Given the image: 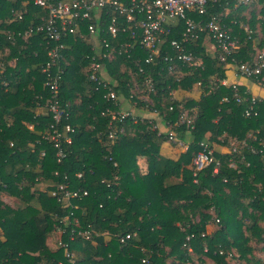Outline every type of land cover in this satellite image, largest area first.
I'll list each match as a JSON object with an SVG mask.
<instances>
[{
  "label": "trees",
  "instance_id": "1",
  "mask_svg": "<svg viewBox=\"0 0 264 264\" xmlns=\"http://www.w3.org/2000/svg\"><path fill=\"white\" fill-rule=\"evenodd\" d=\"M234 3L218 0L209 4L204 16L188 15L204 20L216 16L238 39L237 64L251 61L257 50L264 51V0L240 5L250 8L245 15L231 8ZM0 5L4 68L0 83L7 82L0 86V264H144L142 259L146 264H204L208 258L213 264H264V99L253 104L256 115L245 116L253 95L241 85L222 83L231 58L222 61L216 49L208 52L200 35L185 46L200 64L177 61L167 71L161 58L174 53L168 42L180 38V20L165 36L155 63L145 64V51L140 48L129 56L105 59L102 78L108 82L104 86L89 79L90 45L69 36L61 51L64 73L58 98L61 123H69L72 131L63 134L70 142L61 140L66 155L57 162L53 141L42 137L53 122L45 107L50 90L40 69L45 60L44 34H14L13 43L7 34L38 22V15L46 13L29 2L27 14L14 20L10 9L21 5L4 0ZM227 7L230 11L225 14ZM148 76L153 89L144 84ZM194 85L201 87L198 99L171 100L172 90H190ZM109 88L133 109L152 115L112 121V127L123 129L113 142L108 137L110 117L102 114L114 106L105 97ZM142 95L151 103L143 101ZM180 105L193 110L192 127L179 123ZM157 120L163 131L154 127ZM169 131L188 140L187 149L176 159L160 153ZM227 137L235 142L227 152L214 153L217 171L211 163L194 172L192 159L199 142L227 144ZM109 155L118 161L117 172ZM77 172H82L81 178ZM115 173L118 183L106 186L102 179ZM64 174L71 187L88 190L86 196L72 200L75 208L63 206L49 194ZM1 194L17 204L4 203ZM70 211L71 218L77 217L79 225L90 230V239H70L72 226L63 220ZM209 224L218 227L209 231ZM52 232L65 246L50 247L47 238ZM128 233L131 236L121 242L119 236Z\"/></svg>",
  "mask_w": 264,
  "mask_h": 264
},
{
  "label": "built area",
  "instance_id": "2",
  "mask_svg": "<svg viewBox=\"0 0 264 264\" xmlns=\"http://www.w3.org/2000/svg\"><path fill=\"white\" fill-rule=\"evenodd\" d=\"M8 2L19 3L20 9L11 8L12 18L21 20L27 14L28 3L44 10L46 16L38 15V22L29 23L23 30H8L7 34L12 43L13 35L28 37L32 32L44 34V56L45 60L40 64L41 71L45 74V85L50 90L49 98L46 101V110L51 115L53 122L50 129L42 134V137L53 141L56 151V160L61 162L66 152L61 147V140L70 142L69 136H63L64 133L72 131L69 123H61L63 111L58 98V89L64 68L61 66L63 59L62 50L67 46L65 40L69 36L77 37L90 45L91 55L89 58L88 70L89 79L96 81L104 86L108 82L103 80L102 76L106 73L105 59L110 61L118 56H129L133 50L140 48L145 51L144 63L151 65L160 58L162 46L164 45L165 36L175 29V22L182 21L183 26L180 30V38H172L168 42L169 48L174 53H165L162 61L167 71H172L177 61H186L190 65L198 66L200 64L191 51L186 50V44L190 41L197 40L200 35L206 36L214 44L222 61L231 58L234 61V52L238 48V40L232 37L227 29L217 20L216 16L209 17L207 20L203 18L194 19L188 15L194 12L198 16H204L208 11L209 4L218 0H4ZM251 0H235L234 8L239 7ZM2 8V5H0ZM30 14V13H29ZM236 22V21H235ZM178 26V25H177ZM244 31L250 32L247 25L239 23ZM136 65L140 71L143 68L139 66L140 61L135 59ZM236 71L239 75L245 77H254L257 83L264 87V51L257 50L256 55L251 61H245L235 64ZM4 68L0 65V75H3ZM7 85L6 81H1L0 86ZM149 89H153V83L150 76L145 79L144 83ZM235 88V84H232ZM136 88L138 85L135 86ZM171 95V93H170ZM237 96V95H235ZM107 99L112 100L114 106L106 108L102 114H107L109 120L108 137L113 142L116 135L122 132V128L112 127V121H123L127 117H131L134 121L137 118L128 110L120 107L122 100L119 96L109 88L105 95ZM141 99L151 103L146 95H142ZM224 99H226L224 97ZM257 97L252 96L251 105L245 110V116L256 115L257 111L253 109V104L257 101ZM171 100L174 97L171 95ZM237 100H239L237 96ZM181 107V105L179 106ZM171 109V106H169ZM180 115V122L185 123L187 127H192L193 110L184 109ZM43 109V108H42ZM39 115V113L37 114ZM112 127V128H111ZM156 127V126H154ZM168 141L182 149H187L188 143L178 138L172 131L168 132ZM200 149L195 153L192 159L194 172L205 168L213 163V172L217 171L218 160L214 156L213 149L205 139L199 142ZM44 155V152H41ZM107 159L111 162V166L117 172L118 161L110 155ZM54 174H57L55 171ZM78 178L82 177V172H77ZM119 176L117 173L111 179H102L106 186L117 184ZM63 206L75 208L72 200L79 199L88 194V190L81 187H71L70 181L66 174L63 175L62 181L58 182L49 193ZM73 211L65 215L63 220L65 223L71 224L70 239L77 236L90 239L91 232L88 228H82L79 225L77 217L71 215ZM102 234V233H101ZM97 235V234H96ZM135 235V234H132ZM131 236L130 233L119 236L121 242ZM58 246H65V243L58 239ZM70 256V253L66 254ZM142 262L146 264L145 259Z\"/></svg>",
  "mask_w": 264,
  "mask_h": 264
},
{
  "label": "crops",
  "instance_id": "3",
  "mask_svg": "<svg viewBox=\"0 0 264 264\" xmlns=\"http://www.w3.org/2000/svg\"><path fill=\"white\" fill-rule=\"evenodd\" d=\"M234 6V4H233ZM246 6V5H245ZM245 6H240V8H233L234 10L238 11L240 10V14H244L246 12H248V10L250 8H247ZM259 7L261 5H258ZM245 7V8H244ZM244 8V9H243ZM230 11V7L225 8V14H228V12ZM173 22L175 24H177V22H175V20H173ZM239 23H242L241 21H238V25ZM179 24V23H178ZM177 26V25H175ZM237 39V38H236ZM238 40V39H237ZM203 43L206 46V50L210 53H213V51H215V47L214 44L211 40H209L206 36L203 37ZM222 83L225 85H230V84H237V85H241L243 86L247 92H249L251 95L257 97L258 99H264V87L260 86L257 81H255L254 79H251L249 77H245L242 75H239L236 71L235 68V64L233 63H226L225 65V78L222 80ZM201 94V87L198 85H194L192 89L190 90H184V89H174L171 91V95L175 98V99H184V98H193V99H198L199 96ZM124 100H122L121 102H123ZM121 108L123 110H128L130 113L134 114V115H139V116H152L151 113L146 112V110L143 109H133V106L130 102H123ZM155 126L159 127L160 130L163 131L164 126H162V124L160 123L159 120H157L155 122ZM159 130V131H160ZM206 136H209V133H206ZM224 138V137H223ZM221 141L223 140L222 138H220ZM227 144H220L217 143L215 141H208L213 149V152L216 153H225L228 151L230 145H232L235 140L231 139V138H225ZM185 142L188 143V140H184ZM185 149H182L172 143H170L169 141H164L161 143L160 145V153L166 157L172 158V159H176L178 158V156L180 155V153H182ZM144 166V165H143ZM216 227H214V224H209L208 225V230L212 231L214 230ZM56 238V237H55ZM51 238H47V243L50 244L49 240ZM59 239V238H58ZM58 239H57V244H58Z\"/></svg>",
  "mask_w": 264,
  "mask_h": 264
},
{
  "label": "rangeland",
  "instance_id": "4",
  "mask_svg": "<svg viewBox=\"0 0 264 264\" xmlns=\"http://www.w3.org/2000/svg\"><path fill=\"white\" fill-rule=\"evenodd\" d=\"M261 3L260 2H258V3H256V5H255V7L258 9L259 8V6L258 5H260ZM1 200L4 202V203H6V204H9V205H12V206H15L16 204H17V200H15V199H13V198H11V197H9V196H7V195H3V194H1ZM216 224H217V222H216ZM214 227H218V226H216V225H214ZM56 237V234L54 233V232H52L50 235H49V237L48 238H51L50 240H49V242H50V247H52V248H55V247H57L58 246V244H57V239L55 238ZM198 264H202V263H198ZM204 264H213L212 263V261L208 258V259H205L204 260Z\"/></svg>",
  "mask_w": 264,
  "mask_h": 264
}]
</instances>
